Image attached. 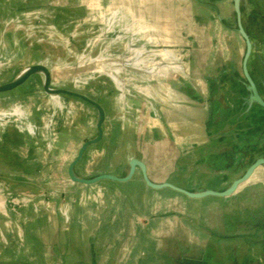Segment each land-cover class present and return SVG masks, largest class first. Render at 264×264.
<instances>
[{
  "label": "crops",
  "instance_id": "crops-1",
  "mask_svg": "<svg viewBox=\"0 0 264 264\" xmlns=\"http://www.w3.org/2000/svg\"><path fill=\"white\" fill-rule=\"evenodd\" d=\"M113 8L150 28L170 55L156 63L155 74L141 76L151 81L158 117L143 114L136 128L125 126L113 120L121 111L115 95L104 106L96 102L105 114L102 138L86 148L75 177L125 178L137 160L152 184L224 192L264 159V109L251 100L244 78L246 43L234 0H0V33L7 21L32 11L74 24ZM239 8L251 45L247 72L264 101V0H240ZM72 89L91 99L80 85ZM83 122L91 134L64 131L54 169L49 161L44 169L29 168L28 138L8 137L10 167L0 163V198L8 192L29 200L0 199V264H264V165L224 198L150 188L139 167L126 182L80 184L68 167L98 134L96 120ZM48 178L53 194L32 200L42 188L49 192Z\"/></svg>",
  "mask_w": 264,
  "mask_h": 264
},
{
  "label": "rangeland",
  "instance_id": "rangeland-1",
  "mask_svg": "<svg viewBox=\"0 0 264 264\" xmlns=\"http://www.w3.org/2000/svg\"><path fill=\"white\" fill-rule=\"evenodd\" d=\"M6 23L0 33V85L12 82L32 65L43 64L51 72L52 89L68 85L64 90L75 91L72 86L78 84L102 106L115 95L121 111L114 112L113 120L125 126L132 124L136 128L143 114L158 117L151 81L141 76L155 74L156 63L167 61L170 55L157 47L150 28L126 17L119 8L90 22L72 24L63 18V22L57 24L54 14L43 9L21 14ZM135 53L140 55L135 57ZM110 74L117 78L120 86ZM43 81L41 74H35L15 90L0 94V163L5 168L10 167L6 153L7 142H11L8 137L13 134L25 136L31 143L33 161L29 168L44 169L49 161L48 168L54 169L57 168L54 158L63 156L57 148L63 139L61 134L68 131L87 137L91 129L83 120L90 117L98 121V112L82 101L45 93ZM34 149L42 152L47 160ZM15 167L23 169L20 165ZM52 179H47L49 192L42 188L31 198L52 195ZM31 180L38 182L39 178ZM1 197L6 202L29 200L27 195L12 196L8 192L1 193Z\"/></svg>",
  "mask_w": 264,
  "mask_h": 264
},
{
  "label": "water",
  "instance_id": "water-1",
  "mask_svg": "<svg viewBox=\"0 0 264 264\" xmlns=\"http://www.w3.org/2000/svg\"><path fill=\"white\" fill-rule=\"evenodd\" d=\"M239 7H240V0H234V10H235L237 20H238L239 32H240L241 36L243 37V39L245 40V43H246V54H245V58H244V62H243V74H244L245 81L247 83V88L251 93V100L264 109V101L260 98V96L257 92V89H256L253 81L251 80V78L247 72L246 65H247V59H248V56H249V53L251 50V45H250L249 39H248L247 35L245 34V32L241 26V23H240L241 12H240ZM35 74H43V76H44L43 90L45 93H47L49 95H55V96L67 95L70 97L80 99V100L90 104L91 106H93L98 112V121H97V125H96L98 134H97L96 138H94L93 140H89V141L85 142L81 146V148L77 154L76 159L68 167V175H69V178L71 179V181H73V182L80 183V184H94V183H97L101 180H112V181H117V182H126L132 178L135 169L137 167H139L142 171L143 179H144L146 185L149 186L150 188H153V189L169 188V189L177 191V192H179V193H181V194H183L189 198H193V199H200V198L209 197V196L224 198V197L231 196L241 183H243L247 179H249V177L252 175L253 171L257 167L264 165V159L257 160L246 171V173L244 174L243 177H241L240 179L233 182L231 184V186L227 190H225L224 192H213V191L200 190V191H197L195 193H189V192H186V191L181 190L179 188H176L170 184H162V185L152 184L148 180V178L145 174L144 165L137 160H132L129 163L130 171H129L128 176L125 178H117V177L110 176V175L99 176V177L91 179V180H83V179L76 178L74 173H73L74 166L79 162V160L81 159L86 148L91 144H95V143L99 142L102 138V124L105 120L104 111L99 104H97L95 101L89 99L88 97H86L82 94L72 92V91H68V90H64V89H52L51 88V78H52L51 72L46 67H44L42 65H32V66L26 68L25 70H23L12 82L4 84V85H0V94L15 90L16 88L23 85L31 76H33Z\"/></svg>",
  "mask_w": 264,
  "mask_h": 264
},
{
  "label": "flooded vegetation",
  "instance_id": "flooded-vegetation-1",
  "mask_svg": "<svg viewBox=\"0 0 264 264\" xmlns=\"http://www.w3.org/2000/svg\"><path fill=\"white\" fill-rule=\"evenodd\" d=\"M56 88L65 89V88H66V86H62V87H56ZM56 97H59V96H56Z\"/></svg>",
  "mask_w": 264,
  "mask_h": 264
},
{
  "label": "bare ground",
  "instance_id": "bare-ground-1",
  "mask_svg": "<svg viewBox=\"0 0 264 264\" xmlns=\"http://www.w3.org/2000/svg\"><path fill=\"white\" fill-rule=\"evenodd\" d=\"M42 76H43V74H41ZM43 78H44V76H43ZM56 89H60V88H56ZM50 96H55V95H50Z\"/></svg>",
  "mask_w": 264,
  "mask_h": 264
}]
</instances>
